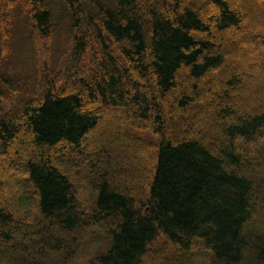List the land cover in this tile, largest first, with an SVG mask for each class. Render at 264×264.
I'll return each instance as SVG.
<instances>
[{
    "label": "trees",
    "instance_id": "trees-1",
    "mask_svg": "<svg viewBox=\"0 0 264 264\" xmlns=\"http://www.w3.org/2000/svg\"><path fill=\"white\" fill-rule=\"evenodd\" d=\"M211 6L214 26L205 19ZM240 21L226 0H0V264H71L84 235V264H140L169 255L178 264H264V236L254 232L264 179L252 171L264 165V108L244 113L234 106L241 79L234 68L204 94L199 88L222 69L229 43L211 34V24L221 31ZM38 41L52 44L53 59L59 51L65 76L50 80L43 66L37 80ZM19 58L33 63L38 90L29 77L12 74ZM81 63L103 74L71 81ZM206 96L214 103L198 115ZM149 103L154 115L147 116ZM107 105L127 109L121 122L106 120L108 129L122 135L131 127L126 139L153 148L151 172H130L148 177V193L141 184L133 197L103 171L94 201L80 206L55 152L69 151L73 162L80 153L94 155L97 162L90 139L101 118L95 112ZM96 162L87 167L91 182Z\"/></svg>",
    "mask_w": 264,
    "mask_h": 264
},
{
    "label": "rangeland",
    "instance_id": "rangeland-1",
    "mask_svg": "<svg viewBox=\"0 0 264 264\" xmlns=\"http://www.w3.org/2000/svg\"><path fill=\"white\" fill-rule=\"evenodd\" d=\"M212 7V6H211ZM248 12H249V19L252 24L255 25L254 32L251 33V29L247 32H244L240 36V46L237 48V53H236V58L234 59L235 65H237V68L232 69L234 73H236V77L239 76L241 77L240 70H243L246 68V65L248 64L249 66L252 65L253 61H258L259 56L261 55L262 50V42H264V4L262 3V0L260 1H255V0H249V7H248ZM209 16V15H208ZM211 17V16H210ZM206 19V18H205ZM212 21V20H210ZM214 26L215 20L211 22ZM212 24L210 26V32L213 36H223L224 38L227 39V41H230L233 36L228 32V28L231 26H227L225 29L221 31H216L214 28H212ZM240 24V23H239ZM238 24V25H239ZM65 24H61L60 30L64 32ZM82 33L84 35L90 34L91 36L94 35V31L91 28H84L82 27ZM57 40L59 41L60 38L57 37ZM53 48L55 50V43L53 45ZM62 48V47H60ZM113 49V48H112ZM98 52L99 58L101 59L102 55L100 54V50L97 48L95 50ZM32 52L34 53V60H36L35 67L37 68L36 72L38 74L39 82L41 75L44 73V70L42 69L43 66L48 69V71H51L52 73L50 74V80L54 79V75L57 73H61V77L63 75L65 76L67 73L64 74L65 70L63 69L62 66V56L61 54L57 53L56 58L53 59V52H52V44L47 45V43L44 42H36L33 45ZM52 52V53H51ZM61 52V51H60ZM220 54H222L221 51H219ZM239 53V55H238ZM240 57H247V61L245 64H239ZM223 58V57H222ZM225 58V57H224ZM255 62V63H256ZM223 66V64L221 65ZM220 66V67H221ZM15 67L17 68L15 73H12L13 75L20 76L23 78L29 77L28 80L33 84L31 88H34L35 90H38V86L34 83L35 80L32 79L33 77V63L29 58H19L15 64H11V68L13 69L12 71L15 70ZM223 68V67H222ZM227 68L223 69L222 71H225ZM261 70V71H260ZM76 72V75L71 78V81H76L79 80L80 78H85V79H92V80H98L99 77L103 74L100 70H95V68L91 64L87 63H81V67L75 69V66L72 69V72ZM255 74L258 77L259 84H260V90L261 92H264V64L263 67L260 66L255 68ZM261 72V73H260ZM89 75H88V74ZM238 74V75H237ZM233 74H231L229 77H231ZM89 77V78H88ZM208 76L199 81V88L204 86V82L207 81ZM241 80V79H240ZM60 86V84L58 85ZM182 86V85H181ZM73 87L66 86V89L72 90ZM80 91V86L79 84H76L75 92ZM74 92V93H75ZM185 92V91H184ZM198 104V103H196ZM196 104H193L191 106V110L189 114H194L196 112ZM151 103L148 105V109L145 113L147 116L154 115L152 109H151ZM139 109L138 106H136V110ZM218 109V105L213 106L212 112L214 115L215 121H220L219 115H216V111ZM101 110L98 112H95L96 114H99ZM139 111V110H138ZM148 113V114H147ZM153 117V116H151ZM164 116H161L162 122H164ZM124 123V121H123ZM189 124V123H187ZM215 129L211 133L213 137L218 136V132L216 131V126L214 127ZM218 128V127H217ZM131 127H124L122 129V135L118 134L117 131L114 129V127L108 129L111 132V135L113 137V143H119L120 141H124L123 143L126 146V151L127 153L134 159L133 164L125 170L123 167L116 165L111 159L109 158H104L101 156H96L98 161L96 162L94 155L93 156H87V154L80 153V158L81 160H75L73 162V159L69 155V151L67 150H57L55 152V156H59V159L56 158L58 168L62 171L65 170V172L69 175L68 177L71 179V181L75 185V191H76V202L81 206L83 205V202H93L96 193L94 189V182L98 180L100 177V173L103 171L107 172V179L111 183V185H116V186H122V188L127 189L132 192L133 197H138L139 193V185L142 184V192L146 197V194L148 193L147 190V183L149 182L148 177H146L144 180L137 179L135 175H130V172L138 168L141 171L145 170L148 171L149 173L151 172L152 164L155 159L154 151L153 148L149 145H147L144 141L137 140V142H132L129 141L127 135L130 134ZM23 131V127L21 132ZM20 132V133H21ZM114 134H117V138L113 136ZM210 135V136H211ZM93 138L90 140H94L96 138V135H92ZM126 136V138L124 137ZM259 150H264V142L261 141L259 143ZM95 148V147H94ZM252 147H249L250 149ZM244 149V148H242ZM249 155L254 156L257 151L250 149L247 150L245 149ZM26 152V151H25ZM54 154V152H53ZM55 160V161H56ZM96 162V169H95V178L93 177V182L91 180H88V166L91 164H94ZM62 168V169H61ZM97 168L99 169L98 172L96 171ZM253 173L258 177L264 179V165H260V167H256L255 169L252 170ZM124 172V173H123ZM148 173V174H149ZM129 183V185H127ZM1 200V198H0ZM260 212L259 215L257 216L254 232L260 233L262 236H264V202H260ZM262 232V233H261ZM62 235V234H61ZM63 236V235H62ZM32 237V235H31ZM86 242V235L82 238L81 243L79 244L78 251L73 259V262L71 264H84L85 261L87 260V252H85L83 249L85 246H83V243ZM22 259V257H20ZM245 261L243 264H248ZM179 260L175 258L174 255H169V257L164 258V259H150L146 261H141L140 264H178ZM41 264H60L59 260H51L49 263H41ZM70 264V263H69Z\"/></svg>",
    "mask_w": 264,
    "mask_h": 264
},
{
    "label": "bare ground",
    "instance_id": "bare-ground-1",
    "mask_svg": "<svg viewBox=\"0 0 264 264\" xmlns=\"http://www.w3.org/2000/svg\"><path fill=\"white\" fill-rule=\"evenodd\" d=\"M228 4L240 15L241 21L238 26H231L228 32L233 36L229 43L224 48L225 62L222 69L217 70L216 73L210 77L201 89L200 95L204 94L209 85H217L221 79L222 70L225 68H237L234 59L237 57V48L240 46V36L249 31L250 19L248 15L249 0H226ZM209 15V16H208ZM214 15V7H210L209 12L205 15L206 20H211ZM211 16V17H210ZM262 52L258 61H253L252 65H246V68L240 70L241 80L233 89V104L234 106L244 112H258L264 108V92L260 90L258 77L255 74L256 67H263L264 64V42H262ZM239 55V53H238ZM247 57H240L239 64H245ZM256 62V63H255ZM261 71V70H260ZM261 73V72H260ZM214 103L212 97L206 96L198 110V115L202 114L205 110L211 107ZM130 110V109H129ZM127 109L117 110L112 105H107L99 112L101 117L95 127L93 134L96 135L94 140H90L93 147H95L101 157L111 159L116 165L123 167L127 170L134 162V159L127 153L126 146L120 141L113 143L111 132L108 130L106 120L109 119L112 123L121 122ZM193 122L191 125H194ZM129 140V139H128ZM130 141V140H129ZM124 173V172H123Z\"/></svg>",
    "mask_w": 264,
    "mask_h": 264
}]
</instances>
